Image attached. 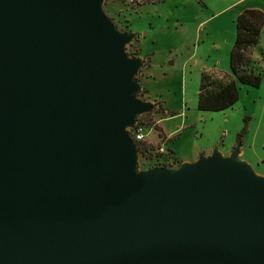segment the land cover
Listing matches in <instances>:
<instances>
[{
    "label": "water",
    "instance_id": "obj_1",
    "mask_svg": "<svg viewBox=\"0 0 264 264\" xmlns=\"http://www.w3.org/2000/svg\"><path fill=\"white\" fill-rule=\"evenodd\" d=\"M103 2L0 0V264H264L240 143L138 169L155 104Z\"/></svg>",
    "mask_w": 264,
    "mask_h": 264
},
{
    "label": "rangeland",
    "instance_id": "obj_2",
    "mask_svg": "<svg viewBox=\"0 0 264 264\" xmlns=\"http://www.w3.org/2000/svg\"><path fill=\"white\" fill-rule=\"evenodd\" d=\"M239 2L104 0L103 10L116 28L136 35L125 49L128 56H141L145 61L136 76L141 85L137 96L155 104L138 118L144 125L143 143L151 146L146 156L138 152V169L176 167L174 157L193 161L201 153L210 154L215 146L227 153L240 143L239 157L264 176V55L259 50L264 51V27L254 49L260 85L238 84L239 98L232 108H197L201 73L222 78V73L209 71L219 58L229 68L223 40L226 34H235V5ZM247 3L259 6L264 0ZM221 30L223 35L218 33ZM158 104L166 109L165 114H161ZM167 147L174 157L167 155Z\"/></svg>",
    "mask_w": 264,
    "mask_h": 264
},
{
    "label": "trees",
    "instance_id": "obj_3",
    "mask_svg": "<svg viewBox=\"0 0 264 264\" xmlns=\"http://www.w3.org/2000/svg\"><path fill=\"white\" fill-rule=\"evenodd\" d=\"M234 23L235 36L229 52L230 72L219 80L206 72L201 73L197 97V108L200 111H223L232 108L239 98L238 84L249 87L260 85L261 76L251 58V50L258 44L259 35L264 26V12L254 8L244 9L235 17ZM148 63L149 60L146 58V65ZM160 104L157 108L161 109V114H165L166 109ZM137 124L144 129V125L139 119ZM135 142L136 145L138 144V152L143 156L150 153L151 146L145 145L143 140H135ZM166 153L168 156L174 157L171 148L167 147ZM174 158L176 163H179V160Z\"/></svg>",
    "mask_w": 264,
    "mask_h": 264
},
{
    "label": "crops",
    "instance_id": "obj_4",
    "mask_svg": "<svg viewBox=\"0 0 264 264\" xmlns=\"http://www.w3.org/2000/svg\"><path fill=\"white\" fill-rule=\"evenodd\" d=\"M240 1V2H239ZM238 4L237 5H235V7H237V9H235V17L242 11V10H244V9H259V10H261V11H263L264 12V5H259V6H254V5H250V4H248L247 3V0H238ZM264 27V26H263ZM218 33L219 34H224L223 33V31L221 30V31H218ZM261 33V32H260ZM234 36H235V34L233 33V34H231V35H228V34H226L225 35V40H223V42L224 41H226V42H224L225 43V46H224V49L226 50L225 51V54H226V57L228 58V63H229V52H230V49H231V47H232V44H233V41H234ZM259 42H260V35H259V40H258V44L257 45H259ZM256 45V46H257ZM255 46V47H256ZM255 47L251 50V58L253 59V61L255 62V66H256V69H257V59L255 58V55H254V49H255ZM259 50L261 51V55L263 56L264 55V51L261 49V48H259ZM226 58V59H227ZM222 62L223 61H221V59L219 58V59H217L216 61H215V63H214V65H213V67L214 68H212L211 70H209V71H218L219 73H222L223 75H227V74H229V68L228 69H226L225 68V66H223L222 65ZM224 64H225V60H224ZM167 137V136H166ZM230 151H227V153H229ZM227 153H224V154H227ZM183 161H185V160H179V163L180 162H183ZM178 163V164H179Z\"/></svg>",
    "mask_w": 264,
    "mask_h": 264
},
{
    "label": "built area",
    "instance_id": "obj_5",
    "mask_svg": "<svg viewBox=\"0 0 264 264\" xmlns=\"http://www.w3.org/2000/svg\"><path fill=\"white\" fill-rule=\"evenodd\" d=\"M137 126H138V124H136L132 129H130L129 132H130V134H131V136H132L134 141L135 140H138V141L144 140L143 128H141L139 126L137 127ZM135 127H137V128L134 129ZM159 151L163 152V148L161 147L159 149Z\"/></svg>",
    "mask_w": 264,
    "mask_h": 264
}]
</instances>
